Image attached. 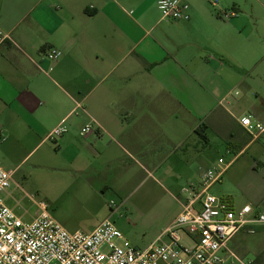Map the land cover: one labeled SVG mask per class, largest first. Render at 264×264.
Instances as JSON below:
<instances>
[{"label":"crops","instance_id":"0c3cea01","mask_svg":"<svg viewBox=\"0 0 264 264\" xmlns=\"http://www.w3.org/2000/svg\"><path fill=\"white\" fill-rule=\"evenodd\" d=\"M158 1L0 0V31L9 36L0 44L4 167L15 173L65 126L55 142L67 169L78 174L68 185L79 216L63 226L91 233L112 221L107 192L134 184L128 198L147 232L127 240L140 249L156 242L201 190L185 184L202 179L211 164L212 134L238 151L217 190L235 207L239 195L230 186L244 189L250 171L232 168L246 148L264 147V133L253 137L240 124L250 114L264 125V0H253L248 13L230 0H186L190 11L178 21L164 19ZM50 47L63 55L45 73ZM89 123L92 132L82 135ZM218 162L211 169L223 168ZM256 172L261 178L242 191L244 205L264 202V168ZM170 189L187 195L179 200ZM255 234L264 239V225ZM183 241L193 246L185 235ZM260 249L261 263L264 243Z\"/></svg>","mask_w":264,"mask_h":264},{"label":"built area","instance_id":"2783aa9c","mask_svg":"<svg viewBox=\"0 0 264 264\" xmlns=\"http://www.w3.org/2000/svg\"><path fill=\"white\" fill-rule=\"evenodd\" d=\"M158 8L169 21L182 20L190 11L186 0H159ZM7 38L0 31V44ZM62 55L61 50L48 48L44 57L51 65L43 71H52ZM240 124L253 137L264 133V125L255 122L250 114L241 117ZM92 130L93 123L86 124L81 134ZM66 131L59 125L49 139L55 141ZM218 164L223 168L203 173L201 190L183 204L173 224L156 242L140 249L129 241L125 247L119 246L124 235L111 220H105L91 233L71 232L50 214L45 203L38 205L39 212L31 221H24L5 202L14 171L6 169L0 158V264H255L236 254L229 243L238 234H255L256 228L264 225V202L237 208L209 193L211 186L221 182L229 165L223 159ZM184 235L193 246L185 244Z\"/></svg>","mask_w":264,"mask_h":264},{"label":"rangeland","instance_id":"374dc122","mask_svg":"<svg viewBox=\"0 0 264 264\" xmlns=\"http://www.w3.org/2000/svg\"><path fill=\"white\" fill-rule=\"evenodd\" d=\"M219 1L224 4L226 2V0ZM230 1L232 2V5L237 4V6L240 7L241 10H244L245 13L250 12L249 9H251V4L253 3V0ZM240 12L242 11H239V13ZM232 141L236 143V146L240 142V140L236 139ZM211 144L212 150L208 153V162L210 161L211 164L208 168L204 167V171L211 170L212 166L218 162L219 158H222L225 163L231 162L238 152H230L229 148H227V140L218 134L211 135ZM236 148L239 150V147ZM255 156L260 158L262 163L264 162L263 146L256 144L250 148H246L243 153L238 156V158H241L232 168L233 171L236 166L247 165V168L250 171L246 176L244 189H240L238 191V187H235L234 185L230 186L231 190L238 192L237 194L239 195L238 205H236L237 208L247 203V197L242 193V191L247 192L251 183L255 181H257L255 183H258L260 176L257 174L256 170H258V173L263 174V172H261V169L264 168L263 164H259V166H257L255 163ZM18 162H20V160H18ZM252 165H255V167H252ZM12 168L16 167L13 166ZM228 176V174H224L222 180H226ZM77 179L78 174L74 171H69L67 166L64 164L61 158V151H59L57 143L50 140L49 144L39 146L32 153V155L16 169L13 182L7 189L8 193H5L4 199L6 204L24 221H31L39 212L38 205L40 203H45L50 214L59 223L65 225L69 221H75V219L79 216V212L74 205L75 202L71 196L68 185L69 181L70 183H75ZM163 184L168 186L166 183ZM146 185H148V183H142L141 188ZM220 185V182L217 183L209 189V193L219 197L217 190ZM132 186L129 189L124 188L122 191L110 190L106 194V205H111V207L113 206L112 210H115L112 222H114L124 235V239L118 242V245L122 247H125L126 241H129L127 240L128 236H132L137 240H143L145 232H147L145 220L142 218L141 212L136 209L132 200L128 198L130 191L133 189ZM199 187L202 188L201 179L185 184V188L188 191L194 189L197 190ZM139 189L140 188H138V190ZM169 191L179 200L183 197L185 198L187 195V193H183L181 195L173 189H170ZM163 201H166L168 205L171 206L172 210L175 207H178V203L174 199L163 198ZM107 209L108 213H111L110 208L107 207ZM263 240L264 239H262L261 236L256 234L240 233L233 238L229 247L236 254L247 261L256 260V256L261 250L260 247L264 243ZM262 259L263 260H261L260 264H264V255Z\"/></svg>","mask_w":264,"mask_h":264},{"label":"trees","instance_id":"16d2710c","mask_svg":"<svg viewBox=\"0 0 264 264\" xmlns=\"http://www.w3.org/2000/svg\"><path fill=\"white\" fill-rule=\"evenodd\" d=\"M202 137H203V139H204V141H205V145H207V144H208V139H207V137H206L204 134L202 135ZM255 264H260V258H257V259H256Z\"/></svg>","mask_w":264,"mask_h":264}]
</instances>
